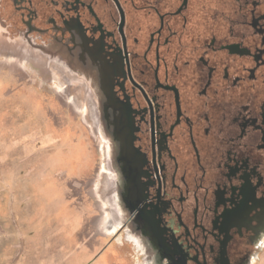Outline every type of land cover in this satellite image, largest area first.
Listing matches in <instances>:
<instances>
[{
  "label": "flooded vegetation",
  "instance_id": "flooded-vegetation-1",
  "mask_svg": "<svg viewBox=\"0 0 264 264\" xmlns=\"http://www.w3.org/2000/svg\"><path fill=\"white\" fill-rule=\"evenodd\" d=\"M0 27L88 76L114 220L150 263H252L264 0H0Z\"/></svg>",
  "mask_w": 264,
  "mask_h": 264
},
{
  "label": "rangeland",
  "instance_id": "rangeland-1",
  "mask_svg": "<svg viewBox=\"0 0 264 264\" xmlns=\"http://www.w3.org/2000/svg\"><path fill=\"white\" fill-rule=\"evenodd\" d=\"M86 76L0 27V264H153L114 220Z\"/></svg>",
  "mask_w": 264,
  "mask_h": 264
},
{
  "label": "bare ground",
  "instance_id": "bare-ground-1",
  "mask_svg": "<svg viewBox=\"0 0 264 264\" xmlns=\"http://www.w3.org/2000/svg\"><path fill=\"white\" fill-rule=\"evenodd\" d=\"M259 227V226H258Z\"/></svg>",
  "mask_w": 264,
  "mask_h": 264
}]
</instances>
